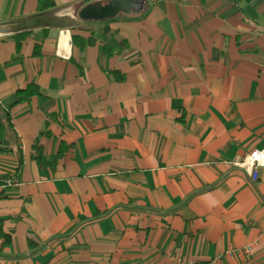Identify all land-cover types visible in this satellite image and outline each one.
<instances>
[{"label": "crops", "instance_id": "obj_1", "mask_svg": "<svg viewBox=\"0 0 264 264\" xmlns=\"http://www.w3.org/2000/svg\"><path fill=\"white\" fill-rule=\"evenodd\" d=\"M51 1L0 0V264H264V0Z\"/></svg>", "mask_w": 264, "mask_h": 264}, {"label": "trees", "instance_id": "obj_2", "mask_svg": "<svg viewBox=\"0 0 264 264\" xmlns=\"http://www.w3.org/2000/svg\"><path fill=\"white\" fill-rule=\"evenodd\" d=\"M52 8H54V3L51 0H39L38 9L40 11H46V10L52 9ZM73 41L76 45H79L80 39H77L74 37ZM19 47H20V42L17 43V49H19ZM106 51L109 53H113V52L108 51V50H106ZM36 95H38L37 88L35 86L31 85V86L27 87L25 90L17 92V98H16L14 105L17 106L18 104L26 102ZM2 130H3V126L0 125V132H2ZM5 152H8V151L6 149H3L0 147V153H5ZM61 152H62V150L59 151L58 155H56L52 159V161H48L43 155V148L40 146L39 142L36 141V143L34 144L33 159L40 166L53 168L55 161L60 157ZM20 168H21V161H19V164L16 165L15 176H17V173L19 172ZM6 179L11 180L13 183L15 182L13 176H7ZM0 236L3 239H5V244H7L9 242L10 236H8L7 234H4L3 232H0Z\"/></svg>", "mask_w": 264, "mask_h": 264}, {"label": "water", "instance_id": "obj_3", "mask_svg": "<svg viewBox=\"0 0 264 264\" xmlns=\"http://www.w3.org/2000/svg\"><path fill=\"white\" fill-rule=\"evenodd\" d=\"M142 8L140 0H112L107 5L93 3L84 6L78 17L82 21H105L116 17L120 13H136Z\"/></svg>", "mask_w": 264, "mask_h": 264}, {"label": "built area", "instance_id": "obj_4", "mask_svg": "<svg viewBox=\"0 0 264 264\" xmlns=\"http://www.w3.org/2000/svg\"><path fill=\"white\" fill-rule=\"evenodd\" d=\"M233 166L244 170L250 177V179L253 182H256L258 179V170L261 168H264V147L257 150H251L248 152L242 159H236L233 161ZM4 184L7 187L14 186L15 184L9 180L5 179ZM262 235H264V228L261 232ZM250 252V247H246L245 253ZM175 264H186V261L184 259L178 257L174 259Z\"/></svg>", "mask_w": 264, "mask_h": 264}]
</instances>
